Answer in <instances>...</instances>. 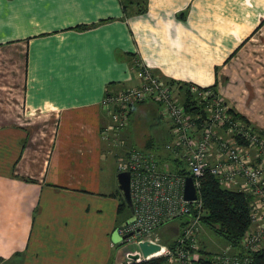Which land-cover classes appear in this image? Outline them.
<instances>
[{
  "label": "crops",
  "instance_id": "obj_1",
  "mask_svg": "<svg viewBox=\"0 0 264 264\" xmlns=\"http://www.w3.org/2000/svg\"><path fill=\"white\" fill-rule=\"evenodd\" d=\"M137 60L212 88L264 130V0H0V264H127L139 252L117 243L132 218L119 212V159L136 148L173 173L179 159L158 148L173 138L154 101L105 138L102 101L139 84Z\"/></svg>",
  "mask_w": 264,
  "mask_h": 264
},
{
  "label": "built area",
  "instance_id": "obj_2",
  "mask_svg": "<svg viewBox=\"0 0 264 264\" xmlns=\"http://www.w3.org/2000/svg\"><path fill=\"white\" fill-rule=\"evenodd\" d=\"M135 69L139 73L138 85L105 94L102 108L113 123L105 129V138L111 132L118 139L134 105L157 102L171 126L173 140L165 148L185 162L189 175L169 171L153 153L136 148L120 157L119 171L130 173L135 221L118 232L121 236L134 234L124 242L160 246L158 252L147 257L137 252L127 263L165 258L167 264H200L204 259L209 264H253L254 254L264 249V130L237 118L210 87L186 83L183 89L179 82L164 81L138 60ZM186 92L195 103L194 112L185 107ZM208 175L221 187L245 194L251 226L238 248L226 246L205 255L199 239L204 228L200 189ZM186 177L193 179L195 200L184 199ZM175 219L184 220L181 232L172 246L162 245L157 231ZM137 254L139 258H135Z\"/></svg>",
  "mask_w": 264,
  "mask_h": 264
},
{
  "label": "trees",
  "instance_id": "obj_3",
  "mask_svg": "<svg viewBox=\"0 0 264 264\" xmlns=\"http://www.w3.org/2000/svg\"><path fill=\"white\" fill-rule=\"evenodd\" d=\"M178 84L182 85L183 89L187 88L184 83ZM184 104L188 112L196 110V107H194L195 103L187 92ZM233 114L237 118L245 120L238 114L234 112ZM176 162L175 172L182 176H188L189 172L183 167L182 161L177 160ZM200 192L204 209L202 216L203 225L222 239L227 246L238 248L241 239L251 226L248 198L243 193L221 187L218 181L210 175L204 178ZM128 209L125 200L122 198L119 212H129ZM172 245L173 243L167 244L169 247ZM205 255H208V253L206 252ZM253 258V264H264V249L255 253ZM127 264H167V260L165 258H158L141 263L133 262ZM200 264H209V261L204 259Z\"/></svg>",
  "mask_w": 264,
  "mask_h": 264
},
{
  "label": "rangeland",
  "instance_id": "obj_4",
  "mask_svg": "<svg viewBox=\"0 0 264 264\" xmlns=\"http://www.w3.org/2000/svg\"><path fill=\"white\" fill-rule=\"evenodd\" d=\"M161 111L162 110L160 108V112ZM164 124L167 127L169 122L166 121V122H164ZM170 141H171V139L168 140V138L165 140H161L158 148L161 149V151H162L164 149V147H166L165 145H167ZM169 167H171L172 170H175V166L172 163L169 164ZM121 194H122V192H121ZM125 214H128V216H130V213L128 211H126L124 213V215ZM182 223H183V219H175L171 223H168V224L164 225L163 227H161L158 230L159 232L157 233L158 237H159V242L162 245H167L172 239L176 238L179 235ZM120 237H121V235L117 236V238H120ZM199 239L201 241H203L201 243L202 248L204 249L203 251H201V253H203V254H205L206 252H208L209 254H214L216 251H218V250L220 251L224 247V245H226L222 239L217 237L214 233H212L206 227H204L201 230V232L199 234ZM119 242L122 243V241H118L117 243H119ZM131 242H133V241H131ZM131 242H126L123 244L119 243L122 245L119 248L122 250L123 253L126 250L133 251L135 249V246ZM123 253H122V255H123Z\"/></svg>",
  "mask_w": 264,
  "mask_h": 264
},
{
  "label": "water",
  "instance_id": "obj_5",
  "mask_svg": "<svg viewBox=\"0 0 264 264\" xmlns=\"http://www.w3.org/2000/svg\"><path fill=\"white\" fill-rule=\"evenodd\" d=\"M119 188L123 193V197L125 202L132 214V218L124 222L122 225L119 226L118 230L133 223L135 221V210L134 205L131 198V191H130V173L129 172H122L119 173L117 176ZM197 197V192L193 184L192 177H186L185 187H184V199L187 201L195 200ZM134 234L130 233L124 236H121L118 240L124 242L126 239L132 237ZM139 253H141L144 257L151 255L152 253L158 252L160 250L159 245L149 244L148 242H140L138 244ZM135 258H139V254L135 256Z\"/></svg>",
  "mask_w": 264,
  "mask_h": 264
}]
</instances>
